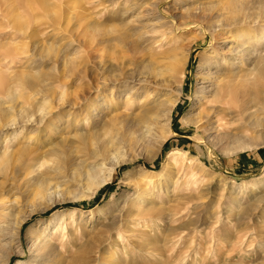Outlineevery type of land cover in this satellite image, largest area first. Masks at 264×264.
I'll list each match as a JSON object with an SVG mask.
<instances>
[{"label": "rangeland", "instance_id": "obj_1", "mask_svg": "<svg viewBox=\"0 0 264 264\" xmlns=\"http://www.w3.org/2000/svg\"><path fill=\"white\" fill-rule=\"evenodd\" d=\"M237 1L247 5L249 12L264 16V0ZM213 2L216 0H0V50L15 44L11 37L14 17L22 18L27 30L20 39L26 52L12 63L0 64V110L6 114H0V123L11 115L19 118V110L38 117V106L47 100L41 87L66 92L69 102L75 86L99 83L145 62L147 53L132 50L137 36L123 37L128 29L134 30L138 12L140 22L159 21L154 24L155 35H161V29L170 37L173 32L170 46L183 62L181 94L169 129L162 121L155 127L156 134L123 148L121 162L104 185L80 180L75 169L96 142L107 137L106 130L119 129L109 125V115L98 113L93 121L85 126L78 122L76 127L70 124L71 117H64L55 121L58 128L65 127L64 132L49 137L44 126L36 129L38 124L0 129V152L8 151L0 158V204L14 197L21 201L12 215L0 218L7 224L0 236V264H264V144L238 147V142L264 140V98L249 104L243 114L230 107L221 126L215 123L209 134L197 131L192 123L209 107L217 106L208 102V76L217 80L231 75L264 55V36L259 43L255 39L264 32V21L219 29V49L213 53L208 26L220 23L218 14L233 10L234 4L223 0L224 10L216 7L191 16L195 7ZM132 20L137 22L131 24ZM252 34L254 38L248 40ZM241 42L245 44L240 46ZM229 46L255 52L251 49V60L246 58L230 69L229 63H220L216 56ZM156 48L159 46L154 52ZM70 61L76 66L72 73L68 72ZM68 108L64 105L52 112L59 110L63 116ZM31 130L37 131L28 143L40 154L33 162L18 156L23 137ZM84 132L97 141L90 135L74 137ZM162 133L169 135L159 145L155 137ZM61 136L67 137L64 153L60 150V155L43 157L51 144L61 143ZM111 162L113 159L107 160L106 166ZM163 169L166 175L148 178L150 172ZM34 181L45 182L46 190L31 201ZM19 218L25 221L18 233L13 223ZM40 239L50 241L54 250L49 256H37L34 245Z\"/></svg>", "mask_w": 264, "mask_h": 264}, {"label": "bare ground", "instance_id": "obj_2", "mask_svg": "<svg viewBox=\"0 0 264 264\" xmlns=\"http://www.w3.org/2000/svg\"><path fill=\"white\" fill-rule=\"evenodd\" d=\"M236 2L238 1L230 0V2H227L234 4V9H229V11L227 12H221L217 16L220 17L219 19H217V22H221L215 25L210 24L208 26V30H210L209 32L211 35L210 47L212 49L211 52L213 53L215 51H218L217 49H219L218 45L220 43V40L218 39V36L222 35L219 29L224 28L227 25L230 26L231 24L253 25L256 22L264 21V19L262 18L264 17L262 13V16L259 12L251 13L248 11L249 7L247 5L242 3L236 4ZM222 6H224L223 0H216V2L211 3L210 6H203L202 4V7H195V11L191 16L196 17L197 14L201 15L203 13H206L207 9L210 11V9H214L216 7H218L219 10H224L225 7ZM6 13H9V11ZM139 13L140 12L136 13V15L134 16V18L139 19L138 22L134 21L135 23L137 22L134 26L135 28H133L134 30L130 29L129 31L128 29L127 32L129 33H126L125 35H123V37L127 39L131 36H137V38L133 41L132 50L137 53L140 49L142 52L147 53L149 57L145 62H142L141 60L136 63L131 70L126 68L124 72H116L109 77H104L99 83L96 82L87 84V86L85 85V87L79 85L75 86L73 98L69 102L65 101L66 92L61 91L60 93H57L55 91H52L50 88L41 87V90L39 91L44 92L47 100H44L38 106V117L33 118V113H30L26 110H19V118L13 117L16 115L15 114L11 115L12 117L8 116L9 118L3 119L5 120L4 123L1 120L2 122L0 123V129L13 130V128L17 127L19 124H38L36 129H38V127L44 126L46 128L45 135L49 137L61 133L62 130L64 132L65 127L58 128L59 126L55 125V121L58 122L64 117H66L67 119L71 117L70 124L76 127L78 122H81L82 126H85L86 122L88 124L90 121H93L95 117L99 116L98 113H101L102 115L105 114L107 116L109 115V125L116 124L119 126V129H123V132L119 133V129H116V127L113 126L112 127L116 130H114L112 127H110V130H106L107 134H104H106L107 137L104 138L101 142H96L94 150L91 152V154H89L87 158L84 156V162L80 160V167H78V169H75V171L79 170L78 177H80V180H84L86 183H94L98 186L106 184L110 180L115 168L121 162V160H119V154L121 153V150H123V148L136 146L141 141L145 140L146 137L149 138L150 136H153V134H156L154 132L155 127L157 128V126H161L162 121L166 122L164 125H166L169 129L173 109L176 106L178 98L181 94L179 82L181 77L183 76V62H181L182 57L178 56L176 52L177 50L175 51V48L171 47L173 32H169V35H172L170 37L167 36V32L164 29H161V35H155L157 33V30L154 28V24L159 21L157 20L156 22L151 24L149 22H140L141 19ZM134 22L133 20L130 21L131 24H133ZM126 24L128 23L126 22ZM197 24L201 23L198 22ZM149 25L151 26L148 30L141 31V28H146ZM24 27L25 23L22 21V18H20L19 16L14 17L11 27L14 30L11 34V37L14 40L15 44L10 46L4 45L1 47V65L10 62L12 63L16 59V57L26 52L25 43L23 41H20L21 34L23 33L25 35L27 33V30L24 29ZM18 31H20V34H18ZM239 35L242 37L243 33H239L238 36ZM253 36V34L247 36L248 40L254 38ZM263 36L264 32L258 34V36L255 38L258 43L263 38ZM212 40H215L214 44ZM215 44L217 46H215ZM244 44L245 43L243 42L240 46H243ZM156 45H158L159 48H156L157 51L154 52ZM43 48L46 49V47L44 46ZM235 49L236 47L232 48L231 46H229L227 52L215 55L217 57L219 56V58L221 59L222 62L220 63H229L230 69L235 68V66L239 64V61H244L246 58L251 60L249 57V51L251 49L254 51L253 48L249 50L238 49L236 51ZM253 51L251 54H253ZM256 59V61H254L253 59L254 63L251 65V67L241 68L235 73L233 72L231 75L226 74L222 77H217V80L212 79L211 76H208L207 81L209 82L208 86L210 87V90H208V92H210V99H208V102L217 103V106L209 107L207 111H205L203 114L199 115L192 121L197 131L201 130V133L209 134L210 132L214 131L213 127H215V123L218 127L221 126L220 121L224 117L226 110H229L230 107H237L238 112L243 114L245 113L249 104H251L252 102L255 103L264 98V55L259 54L258 58ZM132 62L133 61H131L130 64H132ZM250 62L252 63V61ZM216 63L217 62L215 61L214 64ZM75 68L76 66L73 61H70L68 72L72 73ZM203 89H206V87ZM53 94L55 95V97L52 100ZM162 96L165 98H161ZM202 96L205 97L204 95ZM121 101H124L122 102V106ZM64 105H68L70 108H68L66 114H64L63 116L61 115V112H59V110H57L55 114L54 112H52L55 108L59 107L60 109ZM0 114H4V111L0 110ZM256 122H258V120ZM255 125L260 124L255 123ZM31 131L32 132L23 137L25 141L18 151V156L21 159L26 158V160L28 159L29 161L33 162L40 156V154H37V152H35L36 148H32V143H28L35 138L34 134H36L37 130ZM92 133L94 132L92 131ZM86 135L87 137L90 135L92 140L94 139L95 141H97L91 133L87 132L76 134L74 137L81 138L84 136L86 137ZM168 135L162 133L156 135L155 139L157 140L159 145H162ZM66 138L67 137L61 136V143L57 142L51 144L49 148L46 149L47 151L44 152L43 157L44 155L48 154L54 156L58 153V155L62 154L60 150L64 149V141L67 140ZM263 144L264 140H252L247 143L238 142V147H257L258 145ZM62 152L64 153V150ZM7 153L8 151L0 152V158L5 157ZM174 153L185 155V153L181 151H175ZM111 159H113V162H111L109 166H106V161ZM31 168H29V170H32ZM164 175H166V169H163L161 172L152 171L148 175V178L153 180L154 178H160ZM44 183H38L35 181L32 184L30 183V188L33 187V189L31 190V199L26 198L27 201H32L34 198L36 199L37 197H41L42 195H44V192L46 190ZM56 187L57 186H55V188ZM50 188L52 187L50 186ZM19 205H21V201H19L18 198L16 199V197L1 203L0 218H5L12 215L11 213H13L14 210L19 207ZM91 213L92 211L90 212V214ZM24 221L25 218H19L13 223L14 229L18 233ZM5 226H7V224ZM5 226L4 221L0 222V236H2V234L4 233L3 231L5 230ZM63 249L64 248L62 247L61 250ZM34 250L37 252V256H49V254H51L52 250L54 249H52V245L49 240L40 239L34 245ZM43 263L44 262L39 261L37 264ZM16 264L19 263L17 262Z\"/></svg>", "mask_w": 264, "mask_h": 264}]
</instances>
